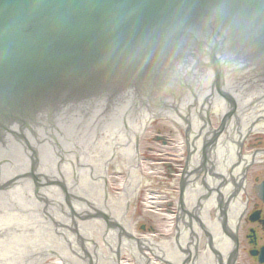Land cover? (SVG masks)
Instances as JSON below:
<instances>
[{
	"label": "water",
	"instance_id": "95a60500",
	"mask_svg": "<svg viewBox=\"0 0 264 264\" xmlns=\"http://www.w3.org/2000/svg\"><path fill=\"white\" fill-rule=\"evenodd\" d=\"M186 56L208 79L180 101L188 123L177 129L184 159L174 234L135 238L139 135L164 113L145 108L154 97L144 106L118 87L93 92L87 82L133 81L148 66L159 76L171 64L201 84L203 73L192 76ZM84 81L106 119L114 95L128 101L121 111L134 112L120 122L110 115L99 138L81 141L55 94ZM263 85L264 0H0V182L8 183L0 184V264H42L48 256L62 264H233L244 172L264 163ZM39 109L41 121L31 113ZM51 124L58 138L47 133ZM48 138L58 140L60 158L45 148ZM90 171L92 187L83 176ZM36 180L43 185L35 189Z\"/></svg>",
	"mask_w": 264,
	"mask_h": 264
},
{
	"label": "bare ground",
	"instance_id": "6f19581e",
	"mask_svg": "<svg viewBox=\"0 0 264 264\" xmlns=\"http://www.w3.org/2000/svg\"><path fill=\"white\" fill-rule=\"evenodd\" d=\"M158 124L159 123L153 125L149 124L144 128L140 132L137 144V152L143 169V182L140 213L137 215L133 227L135 238L173 235L180 205V181L183 169L184 145L180 132L177 129H172L171 126L165 130V133H161L163 136H161L158 141L153 140L151 136L154 137V132H161L158 130V127L160 126L163 128L161 124ZM148 156L160 159L161 161L163 160V164L151 168L156 172L157 177L152 176L149 178L147 175V169L152 165L150 162H144V159ZM166 167L171 176L169 184L164 185L162 188H160V185L154 186L153 182L160 181L162 178L160 171L163 172V169ZM261 171L264 172V163L253 162L244 172L239 220L234 240L236 257L233 264H246L243 255L244 232L246 229H244V218L246 216L249 218L252 212H254L253 209L256 208V198L259 193L257 189L260 188L258 180L260 179L261 173L259 172ZM149 182L152 183V187L147 186ZM145 214H153L152 218H149V216L146 218V221L151 226L149 225L147 228L141 229V226H137L136 224L140 222L141 219L144 220ZM257 219L259 220L258 216ZM158 223L161 225L159 226ZM135 225L138 227L139 233H135L137 228ZM42 264H62L61 257L48 256V261Z\"/></svg>",
	"mask_w": 264,
	"mask_h": 264
},
{
	"label": "flooded vegetation",
	"instance_id": "af4514ba",
	"mask_svg": "<svg viewBox=\"0 0 264 264\" xmlns=\"http://www.w3.org/2000/svg\"><path fill=\"white\" fill-rule=\"evenodd\" d=\"M231 185L233 184L232 181H230ZM233 187V185H232ZM224 199V198H223ZM231 201V200H230ZM257 205L256 209L254 208V212L249 216V218L246 216L244 218L245 220V227L249 228L248 235L244 232V251L243 255L246 260V264H264V261H261L259 258V251L263 245H260L257 247L258 241H264V204H262L257 198ZM220 204V209L223 212L224 209L227 208V204L225 201H223ZM257 213V214H254ZM254 214V215H253ZM257 216L259 220L257 219ZM248 246H253L251 249H247Z\"/></svg>",
	"mask_w": 264,
	"mask_h": 264
},
{
	"label": "rangeland",
	"instance_id": "374dc122",
	"mask_svg": "<svg viewBox=\"0 0 264 264\" xmlns=\"http://www.w3.org/2000/svg\"><path fill=\"white\" fill-rule=\"evenodd\" d=\"M155 122H156V123H159L158 125H160V123H162V124L165 125V126H166V124H164L163 122L168 123V122L165 121V120H164V121H162V120H158V121H155ZM159 127H160V126H159ZM159 127H158V130L161 131L160 133H162V132L165 133V128H159ZM155 134H156V133L154 132V135H155ZM151 137H152V136H151ZM259 173H261V174H260V179L258 180V181H259L258 183H260V181L262 180V178H264V172L261 171V172H259ZM149 181H150V180H149ZM169 181H170V180L167 179L166 185L169 184ZM150 182H151V181H150ZM150 182H149V184H148L147 186L152 187V186H151L152 183H150ZM158 182H159V181H158ZM158 182H153L154 186H155V185H159ZM162 185H163V183H162ZM160 187H162V186L160 185ZM256 202H257V201H256ZM256 208H257V207H256ZM256 208H255V209H256ZM143 210H145V209H143ZM253 210H254V209H253ZM139 213H140V210H139L138 214H139ZM147 216H149V218H152L153 214H149V215L145 214V215H144V220L141 219L140 222H138L136 225H137V226H141V227L144 226L145 228H147V227L150 225V224H148V222L146 221V220H147V219H146ZM136 225H135V227H137ZM158 225L160 226L161 224L158 223ZM150 226H151V225H150ZM249 230H250L249 228L245 229V234H246V235L250 234V233H249ZM136 232L139 233V229H138V227L136 228L135 233H136ZM263 244H264V241H258L257 247L260 246V245H263ZM252 247H253V246H252ZM252 247H251V246H248L247 249H249V248L251 249Z\"/></svg>",
	"mask_w": 264,
	"mask_h": 264
}]
</instances>
